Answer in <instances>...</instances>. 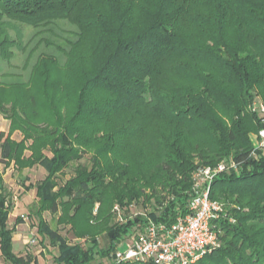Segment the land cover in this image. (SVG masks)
<instances>
[{
	"label": "trees",
	"instance_id": "1",
	"mask_svg": "<svg viewBox=\"0 0 264 264\" xmlns=\"http://www.w3.org/2000/svg\"><path fill=\"white\" fill-rule=\"evenodd\" d=\"M22 28L34 30L28 40ZM17 58L27 79L2 71ZM257 98L264 105V0H0V115L11 122L0 133L5 263H37L13 251L24 221L8 222L7 168L45 170L22 186L37 191L28 218L58 250L54 262L98 264L139 226L187 215L195 171L232 160L211 183L224 205L212 222L220 246L197 264H264V151L249 138L264 130ZM135 203L151 210L113 224L115 206Z\"/></svg>",
	"mask_w": 264,
	"mask_h": 264
},
{
	"label": "built area",
	"instance_id": "2",
	"mask_svg": "<svg viewBox=\"0 0 264 264\" xmlns=\"http://www.w3.org/2000/svg\"><path fill=\"white\" fill-rule=\"evenodd\" d=\"M253 111L264 117L263 104L254 103ZM260 145L264 151V130L259 132ZM235 168L225 162L215 168H199L193 176V194L188 211L174 223L165 225L149 221L139 226L118 247L112 258L98 264L153 263V264H197L199 259L219 247L218 235L212 227L214 220L223 217L224 205L210 198L211 183L216 175ZM121 217V209H114ZM121 246L126 249L121 250Z\"/></svg>",
	"mask_w": 264,
	"mask_h": 264
},
{
	"label": "rangeland",
	"instance_id": "3",
	"mask_svg": "<svg viewBox=\"0 0 264 264\" xmlns=\"http://www.w3.org/2000/svg\"><path fill=\"white\" fill-rule=\"evenodd\" d=\"M25 35V40H28L32 34L34 33V30L32 28H22L21 29ZM11 34L13 37L16 36V31H11ZM45 52V51H41ZM24 60L22 58H17L15 62H13V68L11 65L4 64L2 66L3 72H9V73H16L20 72L23 74L24 78L27 79L29 74L24 71L19 70L18 68L14 69V66L16 65H22ZM33 62V61H32ZM31 62V63H32ZM254 103L257 104H263L260 98H257ZM264 106V105H263ZM11 122L8 119H5L4 116L0 115V133L8 132L10 129ZM250 141H252V144L254 145L255 149H259L258 146L262 141H260L259 133H253L249 136ZM13 139L15 141H21L23 139V134L18 132H14ZM89 157H84L83 159L79 160L76 164L71 165L67 169L63 171V173L60 175V182L63 184L65 181L69 180L73 177L75 169L77 168V165H85L88 164ZM226 163L227 165H232V160H224L222 163ZM1 170L4 171V167H1ZM5 178L7 182V187L10 190V192L13 193V203H14V211L11 214V218L8 222H10V225L13 226L15 224V220L17 217H20L21 215H24V217L27 218L29 215L32 207L37 203L36 198V191L31 190L29 192H24L23 188L21 187L22 181L24 178H27L28 180L25 181L26 185H34L41 181H43L46 178V172L42 167H34L32 170H25L21 173H18L14 170L13 167L7 168L5 170ZM116 207V206H115ZM115 209V208H114ZM151 207L149 205L146 207L142 203H135L131 205L126 212V209L121 210V217H127V218H134L138 215L144 216L147 211H150ZM43 219L51 224L53 228H57L56 221L53 218V215L50 213H45L43 215ZM113 224H119L123 223L121 218H119L118 214L114 212L113 210ZM125 220V218H124ZM37 221L36 219H32L29 217L25 220L24 224L20 225V231H19V237L25 236L29 239L30 243L27 244V247L23 249V253L26 256V252L30 255H32L34 258L38 260L36 264H56L54 262V257L58 255V250H56L51 245L49 246L48 241H44L42 243L41 237L37 234ZM61 235L66 236L67 239L72 242L73 241V235L69 232V228H58ZM121 250L126 249L124 246L120 247Z\"/></svg>",
	"mask_w": 264,
	"mask_h": 264
},
{
	"label": "crops",
	"instance_id": "4",
	"mask_svg": "<svg viewBox=\"0 0 264 264\" xmlns=\"http://www.w3.org/2000/svg\"><path fill=\"white\" fill-rule=\"evenodd\" d=\"M2 167V166H1ZM4 167V166H3ZM3 178H4V180H5V185H6V187H7V182H6V178H5V172H4V175H3ZM27 186V185H26ZM21 187L23 188V190H24V187L22 186V184H21ZM7 189H8V187H7ZM9 190V189H8ZM35 190V189H34ZM31 191V190H30ZM36 191V190H35ZM9 192H10V190H9ZM24 192H27V191H25L24 190ZM29 192V191H28ZM12 195H13V193H12ZM13 198H14V195H13ZM36 198H37V191H36ZM13 207H14V203H13ZM33 208V207H32ZM14 209H15V207L13 208V211H14ZM13 211L11 212V214L13 213ZM31 212V211H30ZM11 214L9 215V219L11 218ZM30 214V213H29ZM29 216V215H28ZM28 216H27V218L26 217H24V215H21L20 217H17L16 218V222H15V224L13 225V226H15L16 225V223H17V219H20V218H22L23 219V221L24 222H22V223H20L19 225H17L16 226V231H15V233H14V245H13V251L15 252V254H17L18 256H24L25 254L23 253V249L24 248H26L27 247V244H29L30 243V241H29V239L27 238V237H25V236H20L19 237V231H20V225L21 224H24L25 223V220L26 219H28ZM9 219H8V221H9ZM10 223V222H9ZM11 226V225H10ZM13 226H11V227H13ZM28 253L26 252V255H27ZM37 262H38V260H37ZM0 264H6L5 263V261H4V259H3V256H2V251L0 250Z\"/></svg>",
	"mask_w": 264,
	"mask_h": 264
}]
</instances>
